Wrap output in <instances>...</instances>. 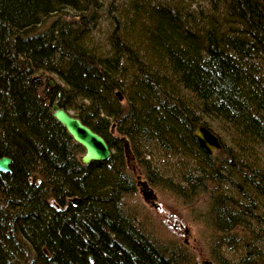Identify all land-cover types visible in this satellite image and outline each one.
Wrapping results in <instances>:
<instances>
[{"label":"trees","instance_id":"trees-1","mask_svg":"<svg viewBox=\"0 0 264 264\" xmlns=\"http://www.w3.org/2000/svg\"><path fill=\"white\" fill-rule=\"evenodd\" d=\"M100 1L0 0V156L11 158L0 173V264H183L121 210L136 190L127 159L139 139L196 158L205 184L232 186L241 200L212 196L210 222L220 237L258 240L250 221L264 199V0H207L230 24L211 18L200 31L177 10L132 2L134 19L122 25L147 14L150 62L127 31L111 32L106 54L91 47ZM53 103L101 135L109 158L82 164ZM197 124L217 133L218 155L197 144Z\"/></svg>","mask_w":264,"mask_h":264},{"label":"rangeland","instance_id":"rangeland-1","mask_svg":"<svg viewBox=\"0 0 264 264\" xmlns=\"http://www.w3.org/2000/svg\"><path fill=\"white\" fill-rule=\"evenodd\" d=\"M148 1L101 0L98 18L90 28L91 47L106 54L110 49L108 38L111 32L123 35L127 31L126 37L134 45L140 59L150 62L152 58L142 28L146 22L149 23L147 14H140L133 27L125 26L126 22L122 25L126 15L134 19L132 2L144 5ZM148 4L163 5L179 11L189 17V26L198 31L211 18L219 21V25L222 24L224 28L230 24L223 8L211 10L207 0H153ZM48 77L50 81L61 83L54 74ZM69 113L72 114L71 111ZM213 133L217 135L215 131ZM135 150L137 158L127 159V166L136 190L131 195H123L120 201L121 210L132 226L154 242L166 256L175 254L183 264H202L204 261L210 264H264V199L255 202L257 207L252 210L253 220L250 221L248 216L245 218H248L247 222L250 221L255 231L262 230V237L251 242H246L238 233L220 237L210 222L209 201L218 194L239 200L232 186L226 182L207 181L205 184L202 179L198 180L203 173L199 171L196 158L172 148L161 147L154 141L136 140ZM219 150H213L211 156L218 155ZM83 151L76 144V158L79 159ZM139 180H146L152 188L153 200H144L137 184Z\"/></svg>","mask_w":264,"mask_h":264},{"label":"water","instance_id":"water-1","mask_svg":"<svg viewBox=\"0 0 264 264\" xmlns=\"http://www.w3.org/2000/svg\"><path fill=\"white\" fill-rule=\"evenodd\" d=\"M118 98H120L119 93ZM51 115L64 128L72 141L83 148L84 151L79 158L82 164L104 161L109 158L111 150L105 139L89 126L82 123L78 117L73 116L56 103H53L51 106ZM192 135L207 155H211L213 150L221 147L218 136L202 124L195 126ZM121 140L125 141V138L122 137ZM10 163V157L6 155L0 156V173L9 172ZM137 184L144 200L151 201L154 199L152 188L148 186L146 180H139ZM77 202L78 198H73L72 203L76 204ZM202 264H210V262L204 261Z\"/></svg>","mask_w":264,"mask_h":264},{"label":"flooded vegetation","instance_id":"flooded-vegetation-1","mask_svg":"<svg viewBox=\"0 0 264 264\" xmlns=\"http://www.w3.org/2000/svg\"><path fill=\"white\" fill-rule=\"evenodd\" d=\"M55 207H57L58 205H55V204H53Z\"/></svg>","mask_w":264,"mask_h":264},{"label":"bare ground","instance_id":"bare-ground-1","mask_svg":"<svg viewBox=\"0 0 264 264\" xmlns=\"http://www.w3.org/2000/svg\"><path fill=\"white\" fill-rule=\"evenodd\" d=\"M96 18H98V17L96 16Z\"/></svg>","mask_w":264,"mask_h":264}]
</instances>
